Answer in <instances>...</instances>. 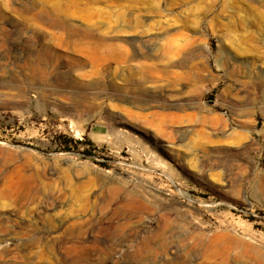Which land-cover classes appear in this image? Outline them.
<instances>
[{
    "label": "rangeland",
    "instance_id": "rangeland-1",
    "mask_svg": "<svg viewBox=\"0 0 264 264\" xmlns=\"http://www.w3.org/2000/svg\"><path fill=\"white\" fill-rule=\"evenodd\" d=\"M263 190L264 0H0V264H264Z\"/></svg>",
    "mask_w": 264,
    "mask_h": 264
},
{
    "label": "bare ground",
    "instance_id": "bare-ground-1",
    "mask_svg": "<svg viewBox=\"0 0 264 264\" xmlns=\"http://www.w3.org/2000/svg\"><path fill=\"white\" fill-rule=\"evenodd\" d=\"M30 189V188H29ZM264 191V190H263ZM37 194V193H36ZM7 197V196H6ZM15 200V199H14ZM29 204V203H28ZM5 206V205H4ZM74 224V223H73ZM75 226V225H74ZM73 233V232H72ZM35 238V237H34ZM231 240V239H230ZM212 250V249H211ZM222 251H224V250H222ZM226 253V252H225ZM226 254H228V253H226ZM241 256V255H240ZM224 257V256H223Z\"/></svg>",
    "mask_w": 264,
    "mask_h": 264
},
{
    "label": "trees",
    "instance_id": "trees-1",
    "mask_svg": "<svg viewBox=\"0 0 264 264\" xmlns=\"http://www.w3.org/2000/svg\"><path fill=\"white\" fill-rule=\"evenodd\" d=\"M73 143V142H72ZM73 144H75V143H73Z\"/></svg>",
    "mask_w": 264,
    "mask_h": 264
}]
</instances>
